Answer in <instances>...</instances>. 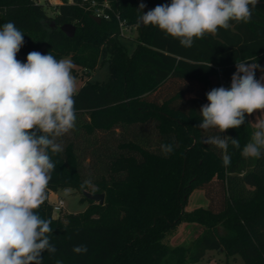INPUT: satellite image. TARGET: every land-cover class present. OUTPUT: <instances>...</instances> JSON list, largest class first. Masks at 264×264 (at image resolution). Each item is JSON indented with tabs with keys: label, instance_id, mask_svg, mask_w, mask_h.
Segmentation results:
<instances>
[{
	"label": "trees",
	"instance_id": "16d2710c",
	"mask_svg": "<svg viewBox=\"0 0 264 264\" xmlns=\"http://www.w3.org/2000/svg\"><path fill=\"white\" fill-rule=\"evenodd\" d=\"M92 1H108L111 19L94 20ZM141 3L146 13L171 0H62L54 15L38 0H0V28L13 22L24 33L19 61L38 51L69 57L75 74L109 68L107 80L86 82L76 92V127L57 139L63 151L52 154L56 167L37 210L51 221L57 251L43 253L42 264H201L213 249L264 264V155L240 154L253 126L246 115L240 128L223 133L199 128L206 94L230 88L237 62L264 59V0L248 23L231 21L190 48L144 25ZM117 15L137 30L132 48L121 40ZM64 24L76 26L73 37L60 29ZM187 92L194 95L186 99ZM215 135L240 141V149L229 143L227 167L222 151L204 142ZM161 144L173 152L162 154ZM60 188L80 192L88 207L56 212L48 194ZM196 189L207 205L187 210ZM84 191L105 194L104 204ZM184 223L202 229L189 245L172 244ZM81 244L87 253L75 254Z\"/></svg>",
	"mask_w": 264,
	"mask_h": 264
},
{
	"label": "clouds",
	"instance_id": "9594fccd",
	"mask_svg": "<svg viewBox=\"0 0 264 264\" xmlns=\"http://www.w3.org/2000/svg\"><path fill=\"white\" fill-rule=\"evenodd\" d=\"M258 0H171L143 13L144 25L158 27L167 36L192 47L195 39L229 29L230 22L248 23ZM24 33L13 22L0 28V264H42V254H55L50 242L51 221L37 210L46 200L55 170L52 154L63 147L57 139L76 127V81L70 59L57 60L50 52L31 51L26 62L17 59ZM207 67H211L209 64ZM257 63L237 62L230 88H214L200 109L203 130L220 133L240 128L246 115L260 112L254 131L240 154L245 159L264 155V83L257 80ZM222 151V164L231 163L229 143L240 149L239 139L209 136L204 141ZM162 154L173 152L161 144ZM65 195H69L66 190ZM76 245L75 254L87 253ZM56 264H63L57 260Z\"/></svg>",
	"mask_w": 264,
	"mask_h": 264
},
{
	"label": "rangeland",
	"instance_id": "374dc122",
	"mask_svg": "<svg viewBox=\"0 0 264 264\" xmlns=\"http://www.w3.org/2000/svg\"><path fill=\"white\" fill-rule=\"evenodd\" d=\"M45 6V9L49 15L55 14V5L60 4L62 0H38ZM137 36V30L133 29L131 32H125L122 42L132 48L134 45V39ZM70 59L69 57H65ZM71 60V59H70ZM258 68L255 70L256 79L264 83V59L257 62ZM72 75L75 77L76 81V92L85 84L86 82H103L108 79L109 68L108 64L101 65L95 70L80 72V74H75L72 71ZM225 88H228L226 86ZM194 95L187 92L185 94L186 99H190ZM261 115L260 112H254L251 115H247L248 119L253 126L256 118ZM89 160L85 161V166L87 167ZM69 192V195H65V191ZM64 200L65 206L60 214L66 213H79L83 212L87 207L89 202L87 200H82V194L73 188H60L56 192H49L48 200L51 204H55L59 199ZM207 199L204 195L203 190L196 189L191 194L187 207V210H192L201 206L207 205ZM202 227L196 224L184 223L180 230L171 238L172 244L189 245L193 238L201 231ZM201 264H246L241 254H227L225 250H208L204 258L201 260Z\"/></svg>",
	"mask_w": 264,
	"mask_h": 264
},
{
	"label": "built area",
	"instance_id": "2783aa9c",
	"mask_svg": "<svg viewBox=\"0 0 264 264\" xmlns=\"http://www.w3.org/2000/svg\"><path fill=\"white\" fill-rule=\"evenodd\" d=\"M91 10H92V16L99 17L101 20H110L112 15H111V6L108 1H104L102 3H99L97 1H92L91 4ZM117 19L119 21V26H120V31L121 34L124 37L125 32H131L134 28L129 26L126 23V20L122 19L119 15H117ZM229 86H231V82L229 83ZM53 208L56 212H60L61 209L64 208L65 203L64 200L61 198L58 200L57 203L52 204Z\"/></svg>",
	"mask_w": 264,
	"mask_h": 264
},
{
	"label": "water",
	"instance_id": "95a60500",
	"mask_svg": "<svg viewBox=\"0 0 264 264\" xmlns=\"http://www.w3.org/2000/svg\"><path fill=\"white\" fill-rule=\"evenodd\" d=\"M152 9V8H150ZM94 20L101 22V19L99 17L92 16ZM55 26V23L52 24ZM60 29L66 33L67 36L73 37L76 32V26L73 24H64L60 27ZM83 195L88 198L89 200H93L96 202H99L100 204H104L105 201V194L103 193H91L89 191H84Z\"/></svg>",
	"mask_w": 264,
	"mask_h": 264
},
{
	"label": "crops",
	"instance_id": "0c3cea01",
	"mask_svg": "<svg viewBox=\"0 0 264 264\" xmlns=\"http://www.w3.org/2000/svg\"><path fill=\"white\" fill-rule=\"evenodd\" d=\"M49 195V194H48Z\"/></svg>",
	"mask_w": 264,
	"mask_h": 264
}]
</instances>
